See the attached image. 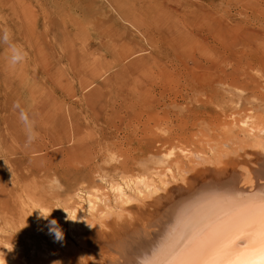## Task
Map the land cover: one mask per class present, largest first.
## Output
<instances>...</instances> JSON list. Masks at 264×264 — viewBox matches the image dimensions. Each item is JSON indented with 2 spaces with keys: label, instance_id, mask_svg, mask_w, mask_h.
Wrapping results in <instances>:
<instances>
[{
  "label": "rangeland",
  "instance_id": "1",
  "mask_svg": "<svg viewBox=\"0 0 264 264\" xmlns=\"http://www.w3.org/2000/svg\"><path fill=\"white\" fill-rule=\"evenodd\" d=\"M4 29L27 52L12 67L0 42V258H13L8 264L36 254L41 219L31 213H82L94 187L111 199L122 170L148 178V168L164 171L154 160L169 152V161L187 156L197 170L237 160L224 145L209 161L193 150L225 127L221 108L244 107L242 96L264 79V0H0V36ZM17 101L39 134L30 145ZM180 174L164 179L180 185L192 173ZM53 176L62 190L49 189ZM74 242L56 245L53 263L101 264L112 255Z\"/></svg>",
  "mask_w": 264,
  "mask_h": 264
},
{
  "label": "bare ground",
  "instance_id": "2",
  "mask_svg": "<svg viewBox=\"0 0 264 264\" xmlns=\"http://www.w3.org/2000/svg\"><path fill=\"white\" fill-rule=\"evenodd\" d=\"M66 24L71 30L75 26L72 20H67ZM221 75L216 77L220 83L224 81ZM256 87L253 94L242 96L244 107H222L219 117L223 115L221 123L226 129L217 127L215 140L204 136L200 129V135L205 138L202 145L207 149L203 146L202 150H193L196 159L209 161L219 158L230 147L239 154L237 160L228 159L216 169L197 170L192 167L194 160L187 156L170 161L172 152L159 158L153 156L157 158L154 165L163 168V172L148 168L150 176L146 178L141 174L136 176L137 173L125 174L131 172L122 170L119 173L123 175L116 183L109 184L111 199L94 187L83 195L82 213L72 208L63 210L64 215H51L59 222L64 238L72 239L82 249L95 246V250L102 247L111 252L101 264H179L182 257L200 255L195 250L224 235L223 223L255 211L246 207L247 194L264 193V79ZM210 122H206L208 127ZM240 164L247 165L245 173L235 169ZM188 171L192 174L185 176L180 185L164 179L169 174V178L176 181V174ZM65 212L77 221L66 222ZM30 215L31 221L38 220L33 213ZM87 216L95 220L90 221ZM95 221L96 224L91 223ZM45 224L43 219L36 223L30 249L36 254L28 262L20 259L24 264H56L53 263L55 246L62 243L48 234ZM44 231L47 238L42 237ZM109 232L111 235L106 234ZM6 258H0V264H8L13 259Z\"/></svg>",
  "mask_w": 264,
  "mask_h": 264
},
{
  "label": "snow or ice",
  "instance_id": "3",
  "mask_svg": "<svg viewBox=\"0 0 264 264\" xmlns=\"http://www.w3.org/2000/svg\"><path fill=\"white\" fill-rule=\"evenodd\" d=\"M244 199L255 211L223 223V236L201 245L195 250L200 255L182 257L179 264H264V193H250Z\"/></svg>",
  "mask_w": 264,
  "mask_h": 264
},
{
  "label": "clouds",
  "instance_id": "4",
  "mask_svg": "<svg viewBox=\"0 0 264 264\" xmlns=\"http://www.w3.org/2000/svg\"><path fill=\"white\" fill-rule=\"evenodd\" d=\"M0 42L8 45L9 47L10 56L8 60H9V64L12 67H15L26 61L27 52L22 47H18L15 43L11 42L10 30L8 29L3 30V34L2 36H0ZM13 108L19 110V120L24 126L26 137H27L26 145H30L37 139L39 135L38 132L35 130V121L32 118H30L28 111H26L23 107H21V104L19 103V101L14 103ZM48 187L50 190H62L63 186L61 185L59 178L56 176H53L48 182ZM55 209H62V208L54 207L49 211L47 215L41 214L39 210L38 219H43L44 221H46V224L44 225V227L47 228L48 234L54 236L56 241H62L64 239V233H63V230L59 222L54 218L49 219V217H51L53 210ZM65 213H66V222L67 221H71V222L77 221V220L71 219L67 212Z\"/></svg>",
  "mask_w": 264,
  "mask_h": 264
}]
</instances>
